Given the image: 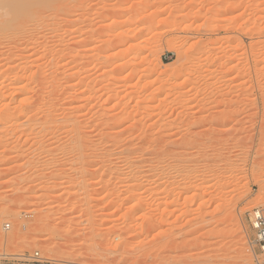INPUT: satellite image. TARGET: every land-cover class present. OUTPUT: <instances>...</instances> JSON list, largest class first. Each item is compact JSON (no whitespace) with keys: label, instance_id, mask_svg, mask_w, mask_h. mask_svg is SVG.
<instances>
[{"label":"rangeland","instance_id":"rangeland-1","mask_svg":"<svg viewBox=\"0 0 264 264\" xmlns=\"http://www.w3.org/2000/svg\"><path fill=\"white\" fill-rule=\"evenodd\" d=\"M263 28L264 0H0V91L71 85L88 143L0 123V264H264Z\"/></svg>","mask_w":264,"mask_h":264},{"label":"bare ground","instance_id":"bare-ground-1","mask_svg":"<svg viewBox=\"0 0 264 264\" xmlns=\"http://www.w3.org/2000/svg\"><path fill=\"white\" fill-rule=\"evenodd\" d=\"M148 3V2H147ZM144 7V6H143ZM147 8H150V5H148L147 6ZM146 8V9H147ZM259 30V29H258ZM260 34H263L264 35V28L262 29V30H260V32H259ZM189 36H191V35H189ZM80 37V36H79ZM82 38V37H81ZM81 38H76L77 40H75L74 42L76 43V44H79L81 41ZM264 38V37H263ZM254 45V44H253ZM253 45H252V47H253ZM65 46V45H64ZM251 47V46H250ZM249 47V48H250ZM255 48V47H254ZM53 49V48H52ZM70 49H72V48H70ZM253 49V48H252ZM252 49H250V50H252ZM256 49V48H255ZM60 50H62L63 51V55H67V50H66V47H62V48H60ZM59 50V51H60ZM254 50V49H253ZM64 51H66L65 53H64ZM73 51V50H72ZM61 52V51H60ZM256 52V51H255ZM62 53V52H61ZM257 53V52H256ZM260 53V52H259ZM257 55V54H256ZM260 55V54H259ZM69 58V57H68ZM67 58V59H68ZM71 58H73V57H71ZM71 58H69L70 60H67V59H65L64 60V62H63V68H67V66L68 65H70L71 64V62L73 63V61L71 60ZM259 58V57H258ZM257 58V59H258ZM74 59V58H73ZM262 59V58H261ZM264 60V59H263ZM262 62V61H261ZM254 63H255V67H256V72H257V74H260V67L258 68V65H259V62L257 61V60H255L254 61ZM55 64V63H54ZM62 64V63H61ZM60 64V65H61ZM56 65V64H55ZM263 65V64H262ZM40 66V65H39ZM26 68V67H25ZM40 68V67H39ZM62 68V67H61ZM62 68V69H63ZM262 69H263V67H262ZM26 70V69H25ZM66 70V69H65ZM21 72H23V71H21ZM24 73V72H23ZM37 73V72H36ZM76 73V72H75ZM22 75V74H21ZM76 75H77V73H76ZM37 76V75H36ZM156 76V75H155ZM7 77V76H6ZM39 78H40V75L38 76ZM157 77V76H156ZM256 77H257V75H256ZM13 78V77H12ZM12 78H9V80H7V78L6 79H4L5 81H6V83H8V82H10V84L9 85H11V88H14L15 89V92L13 93V95H12V97L11 96H9V100H6V99H8V98H6V96H8V95H6V94H4V93H2V91H0V123H2V124H6V125H8V123L10 124L9 126H16L17 128L19 127L20 129L22 128V127H26L27 128V130L29 131L30 130V132H32L34 129H35V127H37V126H40L44 131H46L47 129H53V127H55V125H56V123L58 122L59 124H60V128H63L64 130H66V131H70L71 132V134L73 135V137L75 138V139H78V137L80 136V139H78L77 141H81V139H83L84 138V136L86 135H81L80 134V131L78 130V129H80L79 127L78 128H76L79 124L77 123V120L74 118V117H72V116H70L69 114V112H68V114L67 113H63V112H66V111H62V114H63V116H62V114H60V117H58L59 116V112H57V110H55L56 108H58L57 106H59V108H60V105H58V103L62 100H64V99H67L68 97H70L71 98V96H70V94H69V96H67V93H69V91L71 92V88H68V87H71V85L69 86L68 85V87H63V85L64 84H59V83H57L56 85H54V84H52V85H54L53 87H52V89L49 91V92H47L48 94L47 95H44L43 94V92L41 91V92H39V93H42L39 97H38V99L37 100H32V98L30 97V96H28L29 94H27V90H28V88H27V82L28 81H31V80H33L32 82H34L36 79H38L37 77H35V74L34 75H32V76H30V77H27L26 78V76L23 78H18V77H14V79H12ZM155 78V77H154ZM10 79H12V80H10ZM23 79H25V80H27L24 84H19V85H17L18 83H20ZM41 79H43V77L41 78ZM258 79V78H257ZM4 80H3V83H4ZM45 80V79H44ZM8 81V82H7ZM39 82V81H38ZM44 82V81H43ZM42 82V83H43ZM154 82V81H153ZM36 83V82H35ZM62 83V82H61ZM15 86H14V85ZM34 84V83H33ZM36 84H38V83H36ZM40 84V83H39ZM44 84H47L46 83V81H45V83ZM7 85L8 84H5V85H3V87H5V88H7ZM14 87H13V86ZM30 85V84H29ZM77 85V84H76ZM1 86V85H0ZM51 86V85H50ZM65 86H67V85H65ZM75 86V85H74ZM8 87H10V86H8ZM40 88V87H39ZM41 88H42V86H41ZM44 88H46V87H44ZM1 89H4V88H2L1 87ZM9 88H7V90H8ZM70 89V90H69ZM73 89H74V87H73ZM72 89V90H73ZM43 90V89H42ZM47 90V89H46ZM32 91V90H31ZM35 91V90H34ZM45 93V92H44ZM117 95V94H116ZM115 95V96H116ZM114 96V97H115ZM75 98V97H74ZM93 98V97H92ZM116 98V97H115ZM73 100V99H72ZM67 101V100H66ZM65 102V101H64ZM65 104V103H64ZM63 104V105H64ZM67 105V104H66ZM69 106V105H68ZM42 108H47V110H44V112H43V110H41ZM61 108H63V106L61 107ZM70 108V107H69ZM40 111L42 112V113H44V115H42V117L41 118H38V114L40 113ZM58 114H57V113ZM17 113V115H14V114H16ZM62 116V117H61ZM21 117H22V120L23 121H21V122H19L20 120H21ZM20 119V120H19ZM59 120H60V122H59ZM57 123V124H58ZM58 124V125H59ZM20 126H22V127H20ZM7 127V126H6ZM15 127V128H16ZM24 127V128H25ZM58 127V128H59ZM10 128H12V127H10ZM47 128V129H46ZM42 130V131H43ZM48 130V131H49ZM60 130V129H59ZM81 130V129H80ZM47 131V132H48ZM51 131V130H50ZM61 131H63L62 129H61ZM39 132V131H38ZM40 132H41V130H40ZM54 132V131H53ZM58 132V131H57ZM64 132V131H63ZM33 133H34V131H33ZM61 133V132H60ZM82 133V132H81ZM65 134H68V133H65ZM80 134V135H79ZM52 135V134H51ZM42 136H44V135H42ZM54 136V135H53ZM40 137H41V135H40ZM47 137V136H46ZM83 137V138H82ZM45 138V137H44ZM86 138V137H85ZM89 138V137H88ZM84 140V139H83ZM86 141V140H85ZM91 141V140H90ZM79 142H77V143H79ZM84 142V141H83ZM82 141H81V143L79 144V145H81L80 147V149H83V146L85 145V144H88V143H86L85 142V144L84 145H82V143H83ZM87 142H89V141H87ZM263 143V142H262ZM78 146V145H77ZM88 146V145H87ZM86 147V146H85ZM182 147V146H181ZM185 147H187V146H185ZM89 148V147H88ZM87 148V149H88ZM79 149V150H80ZM261 150H264V146L263 147H261L260 148ZM259 149V150H260ZM229 158V157H228ZM227 158V159H228ZM231 160V159H230ZM256 162V161H255ZM258 162V161H257ZM259 164V163H258ZM257 166V165H256ZM264 166V165H263ZM121 168V167H120ZM258 168V167H257ZM260 169V168H259ZM260 176V175H259ZM257 178H258V175L256 176ZM262 178V177H261ZM260 178V179H261ZM255 179V178H254ZM257 181V180H256ZM260 181V180H259ZM263 181V183H264V177H263V179H261V182ZM259 196V195H258ZM258 201H260L262 204H264V194L263 195H261L260 197H259V200ZM252 222H253V218H252ZM240 223V222H239ZM241 224V223H240ZM239 226V225H238ZM241 226H239V228H240ZM245 228V227H244ZM243 230V229H242ZM12 236H7V238H4L3 236H2V239L3 240H11L12 238H11ZM250 252V251H249ZM251 253V252H250ZM256 264H262V260H257V262H256Z\"/></svg>","mask_w":264,"mask_h":264},{"label":"built area","instance_id":"built-area-1","mask_svg":"<svg viewBox=\"0 0 264 264\" xmlns=\"http://www.w3.org/2000/svg\"><path fill=\"white\" fill-rule=\"evenodd\" d=\"M252 215V225L253 228L256 230V242L260 244L262 249H264V205L256 208L252 212ZM6 226L8 227V225Z\"/></svg>","mask_w":264,"mask_h":264}]
</instances>
